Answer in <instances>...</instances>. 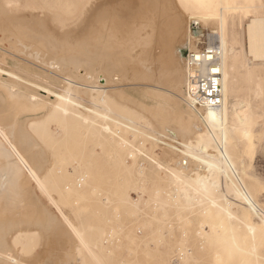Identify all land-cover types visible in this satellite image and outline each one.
I'll return each mask as SVG.
<instances>
[{
  "label": "bare ground",
  "instance_id": "6f19581e",
  "mask_svg": "<svg viewBox=\"0 0 264 264\" xmlns=\"http://www.w3.org/2000/svg\"><path fill=\"white\" fill-rule=\"evenodd\" d=\"M96 1H91L84 19L69 23L62 12L39 3L0 0V264H85L86 252L102 263L86 233L52 194L55 190L62 197L83 191L86 182H49L52 161L32 131L56 138L49 125L52 119H59L61 130L86 128V164L94 168L96 163L111 160L113 144L134 150L133 142L117 129L124 126L140 132L136 125L115 117L114 109L122 102L144 108L163 126L174 123L175 127L159 132L162 138L148 135L163 146L170 160L169 165L156 159L152 162L175 184L174 192L191 204L198 198L215 208L221 221L210 228L217 236L220 230L226 234L220 236L224 245L240 248L239 234L227 227V221L241 224L248 237H264V211L232 153L233 131L247 137L253 116L250 102L231 99L236 94V68L243 49L235 47V37L231 41L228 37L225 7L215 0H158V10L166 16L161 20L157 0ZM238 7L234 8L243 5ZM210 21L219 24V31L207 35V45L219 50L223 102L218 107L199 105L190 94L189 76L194 69L180 50L200 52L203 33L192 32L190 23ZM246 38L252 60L262 64L263 17L251 18ZM211 68L204 61L195 70L205 76ZM139 87L145 90L138 91ZM137 153L130 154L132 162L126 167L140 183L147 172ZM91 172L87 186L92 189L94 169ZM36 190L49 198L57 215ZM133 190L147 192L140 185ZM228 194L242 200L247 210L234 212ZM135 201L131 198L128 203ZM39 238L41 251L34 255V241ZM256 248L242 251L255 256Z\"/></svg>",
  "mask_w": 264,
  "mask_h": 264
},
{
  "label": "rangeland",
  "instance_id": "374dc122",
  "mask_svg": "<svg viewBox=\"0 0 264 264\" xmlns=\"http://www.w3.org/2000/svg\"><path fill=\"white\" fill-rule=\"evenodd\" d=\"M21 1L22 3L25 1L32 4L39 3L55 13L62 12L64 17H68L69 23H79L85 18V12L91 1L97 2L96 0ZM216 1L221 3L220 7H225L226 29L230 41L235 37L237 41L235 47L240 51L244 50L243 54V50L241 52L243 57L240 56L241 64L239 62L236 68L238 73L234 92L236 94H233L231 99L250 102L251 116H253L250 119V134L247 137H242L233 131L232 153L238 166L244 171L243 177L252 190L255 201L264 211V62L257 65L258 62L252 60L246 38V27L251 18H264V0ZM69 4L70 7H68ZM157 4H159L158 0L155 7H157L159 19H166V16L159 12ZM242 5L243 7H240L242 10L238 9V6ZM172 25L171 23V27ZM190 25L192 32L202 31L203 33L199 48L207 45V35L211 31H219V24L216 21H210L206 25L193 22ZM180 50L182 57L187 58L188 49L180 48ZM244 61H248V64ZM252 63L256 65L253 64V66ZM143 90L145 88H138V91ZM42 94L45 95L43 92ZM142 96L137 95L140 99ZM144 100L149 101L146 98ZM83 101L86 102V99ZM114 112L119 121H125L140 128V132H134L124 126L117 127L122 136L133 142L134 150L131 147L124 148L113 144L109 152L112 156L111 160L106 163H96L94 168L86 164L89 152L86 128H83L85 132L80 131L81 134L71 126L61 130L58 126L59 119H52L49 125L56 138L51 139L44 132L32 131L47 158L52 161V171L47 176L49 182L52 180L63 182L84 180L86 182L81 187L83 191L66 193L62 197L57 195L60 192L56 193L55 190L52 194L65 212L71 214L76 227L86 233L91 247L102 260L101 264H264V237H257V240L248 237L241 224L236 221H227V227H234L239 234L240 248L234 247L237 251L226 242L224 245L220 236L223 237L226 234L220 230L218 232L220 235L217 236L210 228L212 224L217 225L221 221L215 208L213 209L210 203L198 198H193L194 204H191L179 192H174L175 184L171 183L165 172L160 171L159 167L152 162L156 159L159 163L169 165L170 160L164 155L163 146L156 144L148 135L162 138L161 135L159 137V132L164 131L168 126L175 127L174 123L163 126L164 122L149 111L127 102L120 103ZM133 151L141 153L140 155L137 153V157L146 167L147 175L144 182L136 183L134 171L129 172L126 167V164L132 162L130 154ZM99 152L100 149H98ZM92 169L95 172V183L91 189L87 186V182ZM223 182L224 178H222L224 187ZM137 185L144 187L147 192L133 190ZM36 191L43 203L57 215L58 210L50 204L49 198L39 190ZM176 193L178 194L175 196ZM140 196L145 197L139 199ZM131 198L136 200L135 205L128 203ZM227 198L232 201L234 212L241 214L242 208L247 210V205L242 200L231 194H228ZM207 210L209 212H206ZM257 219L254 218L255 222H259ZM224 220L226 221V218ZM202 229L204 234L200 235L199 231ZM42 242L40 238L35 239L34 255L40 253ZM253 245L257 247L255 256L245 255L242 250H251ZM27 257L30 258V255ZM79 259L81 262L83 257ZM84 262L99 264L87 252L84 254Z\"/></svg>",
  "mask_w": 264,
  "mask_h": 264
},
{
  "label": "built area",
  "instance_id": "2783aa9c",
  "mask_svg": "<svg viewBox=\"0 0 264 264\" xmlns=\"http://www.w3.org/2000/svg\"><path fill=\"white\" fill-rule=\"evenodd\" d=\"M218 56L219 50L210 48L208 45L203 47L198 53L188 52L187 54L188 64L194 69L189 76V92L199 105L218 107L223 102ZM204 61L209 62L212 68L208 74L202 76L195 69Z\"/></svg>",
  "mask_w": 264,
  "mask_h": 264
}]
</instances>
